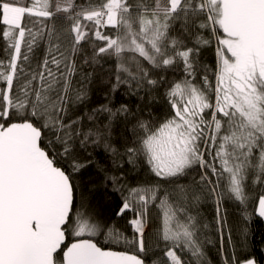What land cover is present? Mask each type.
<instances>
[{"label": "snow or ice", "instance_id": "1", "mask_svg": "<svg viewBox=\"0 0 264 264\" xmlns=\"http://www.w3.org/2000/svg\"><path fill=\"white\" fill-rule=\"evenodd\" d=\"M253 215L264 0H0V264H258Z\"/></svg>", "mask_w": 264, "mask_h": 264}, {"label": "trees", "instance_id": "2", "mask_svg": "<svg viewBox=\"0 0 264 264\" xmlns=\"http://www.w3.org/2000/svg\"><path fill=\"white\" fill-rule=\"evenodd\" d=\"M205 58L211 59V54H206ZM239 215L235 207L229 206L228 218L234 226L238 221ZM233 235L235 236L236 233H233ZM225 247H228L227 233H225ZM247 254L253 257L258 264H264V219L255 215L248 222ZM211 255L215 258V250H213Z\"/></svg>", "mask_w": 264, "mask_h": 264}, {"label": "rangeland", "instance_id": "3", "mask_svg": "<svg viewBox=\"0 0 264 264\" xmlns=\"http://www.w3.org/2000/svg\"><path fill=\"white\" fill-rule=\"evenodd\" d=\"M264 219V218H263Z\"/></svg>", "mask_w": 264, "mask_h": 264}]
</instances>
